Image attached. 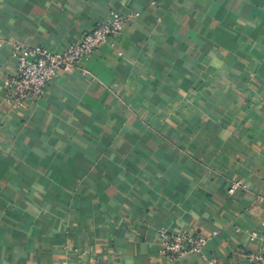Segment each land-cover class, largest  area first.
<instances>
[{
    "label": "crops",
    "instance_id": "1",
    "mask_svg": "<svg viewBox=\"0 0 264 264\" xmlns=\"http://www.w3.org/2000/svg\"><path fill=\"white\" fill-rule=\"evenodd\" d=\"M113 10L137 14L118 39L5 103L13 43L61 51ZM0 40V264L264 253V0H0ZM163 228L216 234L171 261Z\"/></svg>",
    "mask_w": 264,
    "mask_h": 264
},
{
    "label": "built area",
    "instance_id": "2",
    "mask_svg": "<svg viewBox=\"0 0 264 264\" xmlns=\"http://www.w3.org/2000/svg\"><path fill=\"white\" fill-rule=\"evenodd\" d=\"M155 3L156 1H152V5ZM134 15L137 14L113 10L98 21L91 32L61 51L43 45L27 46L13 43L11 55L16 60L17 69L7 79L5 103L13 109H23L39 100L60 71L72 72L100 46L118 39L123 33L126 21ZM2 45L3 40H0V46ZM239 185L240 182H235L229 191L233 192ZM215 234L216 232H213L209 236L163 228L159 232V246L161 251L174 261L186 253L203 254ZM251 238L264 239V222L262 231L252 232ZM250 261L252 264H264V253H253ZM62 264L70 263L65 260ZM92 264L103 262L95 260Z\"/></svg>",
    "mask_w": 264,
    "mask_h": 264
}]
</instances>
